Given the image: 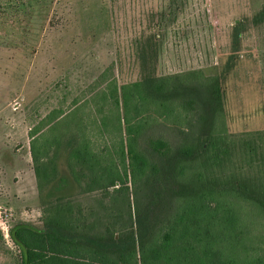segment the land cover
Masks as SVG:
<instances>
[{"label":"trees","instance_id":"trees-1","mask_svg":"<svg viewBox=\"0 0 264 264\" xmlns=\"http://www.w3.org/2000/svg\"><path fill=\"white\" fill-rule=\"evenodd\" d=\"M247 21L263 23L264 5ZM244 30V21L232 28L218 75L144 72L131 84L113 80L94 95L93 121L74 101L31 129L39 191L58 178L64 149L80 198H54L41 227L13 225L18 254L9 264H264V235L251 233L264 226V144L241 140L235 163L226 137L223 84Z\"/></svg>","mask_w":264,"mask_h":264},{"label":"rangeland","instance_id":"rangeland-1","mask_svg":"<svg viewBox=\"0 0 264 264\" xmlns=\"http://www.w3.org/2000/svg\"><path fill=\"white\" fill-rule=\"evenodd\" d=\"M263 5L264 0H0V264L18 254L9 236L13 225L41 227L54 198H80L64 149L56 161L58 178L39 191L31 129L74 101L85 122L93 121L94 95L113 80L131 84L144 72L218 75L240 21L245 30L238 62L223 84L230 156L235 163L243 158L237 151L243 139L264 144V22H246ZM210 175L206 170V181ZM251 233L264 235V226Z\"/></svg>","mask_w":264,"mask_h":264}]
</instances>
